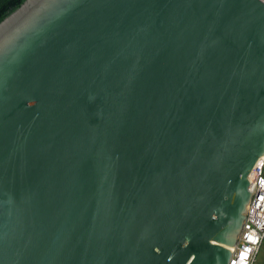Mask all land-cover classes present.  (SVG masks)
<instances>
[{"label":"water","instance_id":"water-1","mask_svg":"<svg viewBox=\"0 0 264 264\" xmlns=\"http://www.w3.org/2000/svg\"><path fill=\"white\" fill-rule=\"evenodd\" d=\"M263 159L264 0L0 21V264H229Z\"/></svg>","mask_w":264,"mask_h":264},{"label":"built area","instance_id":"built-area-1","mask_svg":"<svg viewBox=\"0 0 264 264\" xmlns=\"http://www.w3.org/2000/svg\"><path fill=\"white\" fill-rule=\"evenodd\" d=\"M249 179L254 194L229 264H255L258 250L264 242V159L256 164Z\"/></svg>","mask_w":264,"mask_h":264},{"label":"trees","instance_id":"trees-1","mask_svg":"<svg viewBox=\"0 0 264 264\" xmlns=\"http://www.w3.org/2000/svg\"><path fill=\"white\" fill-rule=\"evenodd\" d=\"M24 0H0V21L15 10Z\"/></svg>","mask_w":264,"mask_h":264},{"label":"rangeland","instance_id":"rangeland-1","mask_svg":"<svg viewBox=\"0 0 264 264\" xmlns=\"http://www.w3.org/2000/svg\"><path fill=\"white\" fill-rule=\"evenodd\" d=\"M255 264H264V242L258 250Z\"/></svg>","mask_w":264,"mask_h":264},{"label":"clouds","instance_id":"clouds-1","mask_svg":"<svg viewBox=\"0 0 264 264\" xmlns=\"http://www.w3.org/2000/svg\"><path fill=\"white\" fill-rule=\"evenodd\" d=\"M193 259H194V256H193ZM188 264H191V260H189Z\"/></svg>","mask_w":264,"mask_h":264}]
</instances>
